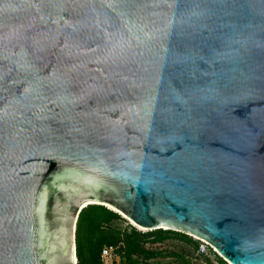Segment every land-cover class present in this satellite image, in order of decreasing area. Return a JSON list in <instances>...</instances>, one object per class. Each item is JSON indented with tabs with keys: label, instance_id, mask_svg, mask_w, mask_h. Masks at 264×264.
Returning a JSON list of instances; mask_svg holds the SVG:
<instances>
[{
	"label": "water",
	"instance_id": "water-1",
	"mask_svg": "<svg viewBox=\"0 0 264 264\" xmlns=\"http://www.w3.org/2000/svg\"><path fill=\"white\" fill-rule=\"evenodd\" d=\"M89 204L264 264V0H0V264Z\"/></svg>",
	"mask_w": 264,
	"mask_h": 264
},
{
	"label": "trees",
	"instance_id": "trees-1",
	"mask_svg": "<svg viewBox=\"0 0 264 264\" xmlns=\"http://www.w3.org/2000/svg\"><path fill=\"white\" fill-rule=\"evenodd\" d=\"M118 220H123V217L104 205L89 204L81 210L75 231L77 264H103L101 253L107 244L119 245L116 254L128 264L144 263L159 257H174L181 264H228L212 248L206 254H196V257H201L199 263H193L183 253L158 250L156 247L167 240L178 239L190 245L195 254L200 242L170 229L142 231L134 226L120 229L114 226Z\"/></svg>",
	"mask_w": 264,
	"mask_h": 264
},
{
	"label": "rangeland",
	"instance_id": "rangeland-1",
	"mask_svg": "<svg viewBox=\"0 0 264 264\" xmlns=\"http://www.w3.org/2000/svg\"><path fill=\"white\" fill-rule=\"evenodd\" d=\"M119 214L123 217V220H118V221L114 222L115 227L120 228V229H124V228H127L129 226H134L137 229H142L141 227H138L136 224H134L126 216L122 215L121 213H119ZM191 237L194 240H198V241L200 240L199 238H197L193 235H191ZM156 248L158 250H162L165 252L175 251V252H178L180 254L183 253L185 255V257H189L193 263H199V261H201V257H196V253L195 254L193 253V249L190 245L185 244L184 242H182L178 239L167 240L163 244L158 245ZM214 251H216L215 248H214ZM216 253H217V251H216ZM196 261H198V262H196ZM227 263L230 264L229 262H227ZM114 264H128V263L124 259H121L120 256H118L116 258ZM139 264H181V263L178 260H176L174 257H159V258L151 259L147 262L139 263Z\"/></svg>",
	"mask_w": 264,
	"mask_h": 264
},
{
	"label": "built area",
	"instance_id": "built-area-1",
	"mask_svg": "<svg viewBox=\"0 0 264 264\" xmlns=\"http://www.w3.org/2000/svg\"><path fill=\"white\" fill-rule=\"evenodd\" d=\"M139 230H142V229H139ZM199 241L200 243L196 251L197 255L206 254L210 248L214 250V248L210 244H208L206 241L202 239H200ZM118 247L119 245L118 246L108 245V244L104 245L102 249V253H101L103 264H114L115 263V260L118 257V255L116 254V250L118 249Z\"/></svg>",
	"mask_w": 264,
	"mask_h": 264
},
{
	"label": "bare ground",
	"instance_id": "bare-ground-1",
	"mask_svg": "<svg viewBox=\"0 0 264 264\" xmlns=\"http://www.w3.org/2000/svg\"><path fill=\"white\" fill-rule=\"evenodd\" d=\"M122 214V213H121ZM122 215H124V214H122ZM125 216V215H124ZM128 218V217H127ZM132 221V220H131ZM133 222V221H132ZM134 223V222H133ZM135 224V223H134ZM137 225V224H136ZM138 226V225H137ZM139 227V226H138Z\"/></svg>",
	"mask_w": 264,
	"mask_h": 264
}]
</instances>
